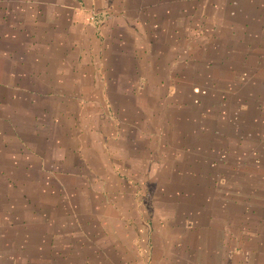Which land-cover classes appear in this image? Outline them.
Masks as SVG:
<instances>
[{"label": "crops", "instance_id": "0c3cea01", "mask_svg": "<svg viewBox=\"0 0 264 264\" xmlns=\"http://www.w3.org/2000/svg\"><path fill=\"white\" fill-rule=\"evenodd\" d=\"M137 179L170 264H264V0H0V264H110Z\"/></svg>", "mask_w": 264, "mask_h": 264}, {"label": "rangeland", "instance_id": "374dc122", "mask_svg": "<svg viewBox=\"0 0 264 264\" xmlns=\"http://www.w3.org/2000/svg\"><path fill=\"white\" fill-rule=\"evenodd\" d=\"M137 181L144 185V186H139L140 187L139 191L146 192L147 195V200L145 202L147 219L146 217L143 218L144 215L141 218H134L136 216L139 217V215L137 214L138 211L136 207L142 204V202L140 201L139 203H137L138 206H135L132 209V212L134 214L132 219L133 231L131 234H129V238H131V244H128V242L124 240L123 235H120L122 239L120 244L124 246V251H122L123 253H121V251L120 253H118L117 251L118 248L114 247L115 248L114 251L116 252L117 257L119 258H116L114 260L109 258L110 260L107 261H109L110 264H170L168 257V253L170 251L164 248V245L167 239L171 238V234H168L167 230L162 231V233L156 231L157 227L161 228L160 225H165L166 224L165 222L169 220V218H167V214L169 213V209H168L169 205L166 202L162 203V201H160L158 206L160 211L164 210V218H156L154 215V211L156 209L155 200H154L155 192L153 189H151L152 188L151 184H146V182H144L143 179H137ZM162 196H165V194H163ZM163 220H165V222ZM181 220L183 222L184 227H187V225L188 227L192 226L191 224H188L186 222L187 219L185 220L181 219ZM172 224L178 225L180 227L178 219L170 220V226H169L170 228H172ZM138 226L144 227L143 231L145 233L141 232V229ZM180 231L184 232L185 230L182 231V229H180ZM155 244L161 245L163 246V248L156 249L157 247L155 246ZM146 246L148 247L147 252L149 254L147 259L145 256H143L144 247ZM177 252H179L180 255L181 251H177ZM162 255L164 257H162ZM177 260H178L177 261L178 264H184L181 256Z\"/></svg>", "mask_w": 264, "mask_h": 264}]
</instances>
